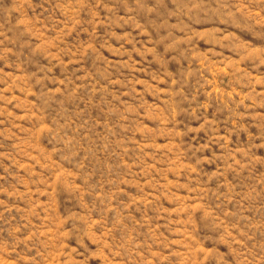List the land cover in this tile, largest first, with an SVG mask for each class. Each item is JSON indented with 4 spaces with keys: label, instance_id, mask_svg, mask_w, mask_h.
I'll list each match as a JSON object with an SVG mask.
<instances>
[{
    "label": "rangeland",
    "instance_id": "1",
    "mask_svg": "<svg viewBox=\"0 0 264 264\" xmlns=\"http://www.w3.org/2000/svg\"><path fill=\"white\" fill-rule=\"evenodd\" d=\"M0 264H264V0H0Z\"/></svg>",
    "mask_w": 264,
    "mask_h": 264
}]
</instances>
